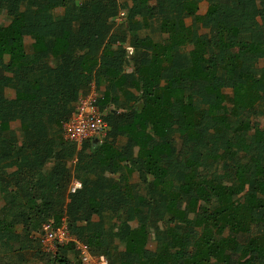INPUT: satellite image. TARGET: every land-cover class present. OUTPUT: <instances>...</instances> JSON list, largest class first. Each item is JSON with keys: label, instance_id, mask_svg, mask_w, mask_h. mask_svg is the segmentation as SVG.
I'll list each match as a JSON object with an SVG mask.
<instances>
[{"label": "trees", "instance_id": "trees-1", "mask_svg": "<svg viewBox=\"0 0 264 264\" xmlns=\"http://www.w3.org/2000/svg\"><path fill=\"white\" fill-rule=\"evenodd\" d=\"M206 2L0 0V264L63 217L106 264H264V0ZM92 82L106 129L74 153L61 125Z\"/></svg>", "mask_w": 264, "mask_h": 264}, {"label": "built area", "instance_id": "built-area-1", "mask_svg": "<svg viewBox=\"0 0 264 264\" xmlns=\"http://www.w3.org/2000/svg\"><path fill=\"white\" fill-rule=\"evenodd\" d=\"M123 16L124 9L120 8L115 16L116 22L121 21ZM96 100L95 91L79 94L70 117L61 125L64 139L77 149L81 147L84 140H99L105 132L106 123L96 105ZM79 186L80 182L72 179L70 189ZM39 243L41 251L49 256L53 255L60 246L72 243L73 249L81 259V264L107 263L105 257L93 254L87 243L69 232L64 217L57 225L52 219L44 220L40 224Z\"/></svg>", "mask_w": 264, "mask_h": 264}, {"label": "rangeland", "instance_id": "rangeland-1", "mask_svg": "<svg viewBox=\"0 0 264 264\" xmlns=\"http://www.w3.org/2000/svg\"><path fill=\"white\" fill-rule=\"evenodd\" d=\"M191 4L193 5L195 11L198 13V14H202L206 7H207V2L206 0H191ZM237 15V14H236ZM237 16H235L236 18ZM123 20V19H122ZM121 20V21H122ZM142 20L144 21L145 25L147 26L148 25V20L147 18H142ZM6 21V17L4 14H1L0 13V23H3ZM189 19H187V23H189ZM28 41H30V39L28 37H21V36H15L14 38V42L18 43V42H25L27 43ZM0 42H2V40H0ZM252 49L255 47L254 44L251 45ZM130 51V49L128 50ZM7 59V58H6ZM7 63L9 64L10 61H8L7 59ZM30 70L29 67L27 68H23L22 69V74L25 75L26 72H28ZM178 96H183V103H182V110L185 114V117L186 119H190V116H191V112H192V103H191V98L188 96V95H182V94H176ZM255 121H259L261 124L264 123V118L263 117H254L253 118ZM17 123H12L11 125L10 124H7V123H3L2 124V127L5 129L7 128L8 126H11V127H16ZM68 147L73 150V145L68 143ZM75 148V147H74ZM163 149H167L166 147H163ZM78 150L77 148H75V151ZM74 151V150H73ZM74 151V153H75ZM20 229L18 228V231ZM21 231V230H20ZM34 241V239H33ZM152 244V242H151ZM140 245H137L136 248L138 251H140ZM27 251H30V250H27ZM160 255L163 259H166L167 256H168V251H167V248L165 247V245L163 244L161 247H160ZM28 259L24 262V263H21V264H45L44 262L46 261V259H48L50 256L49 255H46V254H43V255H39V256H35V258L32 256V255H28L27 256ZM11 257L10 255H5L4 256V260H9ZM142 263H144V261H142Z\"/></svg>", "mask_w": 264, "mask_h": 264}, {"label": "crops", "instance_id": "crops-1", "mask_svg": "<svg viewBox=\"0 0 264 264\" xmlns=\"http://www.w3.org/2000/svg\"><path fill=\"white\" fill-rule=\"evenodd\" d=\"M29 42V41H28ZM109 72L111 73V74H116V71H114V70H109ZM96 85L92 82L91 83V85L89 86V88H88V90L85 92V93H80V94H87L88 92H90V91H95V93L98 95V93H99V91H102L103 90V85H100V86H98V87H95ZM78 99V98H77ZM72 113V112H71ZM71 115V114H70ZM70 117V116H69ZM92 142L91 143H93V145H96L98 142H99V140H91ZM80 149V148H79ZM69 188H70V185H69ZM67 256H69V257H71L72 256V254L71 253H67Z\"/></svg>", "mask_w": 264, "mask_h": 264}]
</instances>
